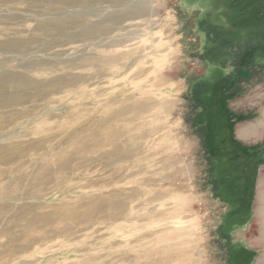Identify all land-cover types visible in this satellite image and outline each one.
I'll return each mask as SVG.
<instances>
[{"label": "rangeland", "instance_id": "1", "mask_svg": "<svg viewBox=\"0 0 264 264\" xmlns=\"http://www.w3.org/2000/svg\"><path fill=\"white\" fill-rule=\"evenodd\" d=\"M229 2L0 0V264H264V163L228 221L194 124L193 87L242 71L234 135L264 147V0Z\"/></svg>", "mask_w": 264, "mask_h": 264}, {"label": "trees", "instance_id": "2", "mask_svg": "<svg viewBox=\"0 0 264 264\" xmlns=\"http://www.w3.org/2000/svg\"><path fill=\"white\" fill-rule=\"evenodd\" d=\"M233 1L230 0L229 2V10L235 12L236 15L238 14L233 25L239 26L238 20L241 11L233 5ZM220 16L224 17V15L219 14L211 17V21L218 20ZM208 22L209 17L206 16L204 23ZM218 25L214 24L220 28L230 29L221 24ZM211 62L221 65L225 61L211 60ZM245 63L243 64L244 67H246ZM232 75L220 73L213 81H199L192 89L193 102L198 106L197 109H200L194 124L199 125L205 133L204 145L208 147L211 154L210 162L217 170H221L220 177L217 172L218 174L214 178L220 181H218V193L232 206L228 217L230 222L236 218L246 219L249 215L253 204V200L249 199V190L252 187L255 188L258 166L264 163V147L258 144L245 145L235 138L234 123L249 119L252 116L236 114L229 107V98L238 93L236 81L244 76L242 71ZM224 168L230 169L231 174L222 172Z\"/></svg>", "mask_w": 264, "mask_h": 264}, {"label": "crops", "instance_id": "3", "mask_svg": "<svg viewBox=\"0 0 264 264\" xmlns=\"http://www.w3.org/2000/svg\"><path fill=\"white\" fill-rule=\"evenodd\" d=\"M257 120V119H256ZM248 128L252 130H261L264 129V121H254L249 123ZM243 137V136H242ZM182 141V140H181ZM259 186L258 184V190L260 191V200L256 202V208L258 213H260L259 219L262 220L261 222V227L259 228L258 232V238L255 240H248V246L251 248H254L255 250L260 249L264 250V176L259 177L258 179Z\"/></svg>", "mask_w": 264, "mask_h": 264}]
</instances>
